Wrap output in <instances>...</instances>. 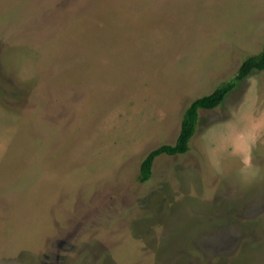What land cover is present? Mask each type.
Here are the masks:
<instances>
[{
	"label": "rangeland",
	"instance_id": "obj_1",
	"mask_svg": "<svg viewBox=\"0 0 264 264\" xmlns=\"http://www.w3.org/2000/svg\"><path fill=\"white\" fill-rule=\"evenodd\" d=\"M264 0H0V264H264Z\"/></svg>",
	"mask_w": 264,
	"mask_h": 264
},
{
	"label": "trees",
	"instance_id": "obj_2",
	"mask_svg": "<svg viewBox=\"0 0 264 264\" xmlns=\"http://www.w3.org/2000/svg\"><path fill=\"white\" fill-rule=\"evenodd\" d=\"M253 71H264V48L256 56L246 58L240 65L237 75L212 93L198 98L190 103L182 115L178 136L173 145H162L149 152L143 159L139 170V181L147 182L152 174L154 160L161 155H184L189 151V143L192 140L197 126L198 111L217 108L233 91L237 83L248 77Z\"/></svg>",
	"mask_w": 264,
	"mask_h": 264
},
{
	"label": "crops",
	"instance_id": "obj_3",
	"mask_svg": "<svg viewBox=\"0 0 264 264\" xmlns=\"http://www.w3.org/2000/svg\"><path fill=\"white\" fill-rule=\"evenodd\" d=\"M254 129L257 140L262 139L264 137V124L261 127L254 126Z\"/></svg>",
	"mask_w": 264,
	"mask_h": 264
}]
</instances>
